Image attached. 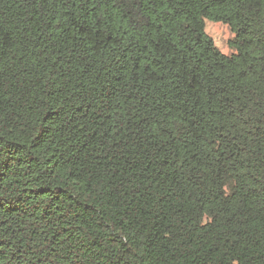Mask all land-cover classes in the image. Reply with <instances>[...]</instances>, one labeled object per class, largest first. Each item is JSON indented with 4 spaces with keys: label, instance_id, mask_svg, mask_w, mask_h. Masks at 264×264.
<instances>
[{
    "label": "trees",
    "instance_id": "16d2710c",
    "mask_svg": "<svg viewBox=\"0 0 264 264\" xmlns=\"http://www.w3.org/2000/svg\"><path fill=\"white\" fill-rule=\"evenodd\" d=\"M0 264H264V0H0Z\"/></svg>",
    "mask_w": 264,
    "mask_h": 264
},
{
    "label": "rangeland",
    "instance_id": "374dc122",
    "mask_svg": "<svg viewBox=\"0 0 264 264\" xmlns=\"http://www.w3.org/2000/svg\"><path fill=\"white\" fill-rule=\"evenodd\" d=\"M205 30L223 53L229 55L235 52V49L230 47L235 34L226 23L206 19Z\"/></svg>",
    "mask_w": 264,
    "mask_h": 264
}]
</instances>
